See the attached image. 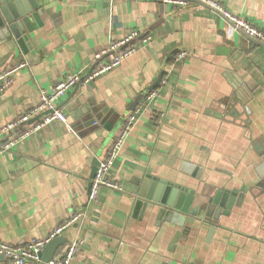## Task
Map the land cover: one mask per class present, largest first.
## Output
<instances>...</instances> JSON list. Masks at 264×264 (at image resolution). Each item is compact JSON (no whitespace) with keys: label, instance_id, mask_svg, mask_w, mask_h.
I'll return each instance as SVG.
<instances>
[{"label":"crops","instance_id":"crops-1","mask_svg":"<svg viewBox=\"0 0 264 264\" xmlns=\"http://www.w3.org/2000/svg\"><path fill=\"white\" fill-rule=\"evenodd\" d=\"M215 1L264 32V0ZM39 3L45 24L29 35L27 52L0 41V73L28 64L0 92V131L66 75L90 73L95 54L131 32L152 40L137 39V52L119 68L71 89L58 104L67 125L55 121L0 155V242L46 239L82 212L55 258L79 241L73 264H264V46L204 5ZM181 52L187 56L176 61ZM157 89L111 169L123 191L102 190L92 204L96 163L109 158L135 100ZM148 175L199 198L223 190L244 199L217 221L168 210L160 216L159 207L136 212Z\"/></svg>","mask_w":264,"mask_h":264},{"label":"built area","instance_id":"built-area-1","mask_svg":"<svg viewBox=\"0 0 264 264\" xmlns=\"http://www.w3.org/2000/svg\"><path fill=\"white\" fill-rule=\"evenodd\" d=\"M77 1H112V0H77ZM173 5L175 7H190L194 5H205L223 16L238 32L247 36L253 41L264 45V32L257 28L248 19L234 15L215 0H144ZM142 38V43H149L151 36L141 37L137 31L128 34L124 39L111 44L107 49L95 54L96 67L86 76L68 74L61 79L49 92H44L40 96V101L36 107L24 115L16 118L7 124L0 131L4 142L0 143V155L10 152L18 143L40 132L45 126L57 121L67 125V117L58 108L60 100L76 85L85 82L89 83L100 79L119 68L127 59L133 56L138 48L133 43ZM187 56L186 52H181L175 57L176 61H182ZM26 62L19 63L0 73V92H5L14 82V76L22 69L26 68ZM162 85L165 80L161 81ZM159 90L152 91L144 96L139 106L136 107L124 120L119 130V135L114 143L108 159L100 162L89 194L92 204H98L102 190L108 189L114 192H122L120 185L110 178L111 169L114 166L118 150L124 145L130 135L138 117L144 112L146 107L157 97ZM34 123H31L37 117ZM161 124V117L157 120ZM71 130V129H70ZM84 218L82 212L72 215L64 224L56 227L48 238L43 240L33 239L25 246H16L6 242H0V264H44L41 253L44 248L54 239L62 237L63 233L73 225L81 222ZM80 248V242L74 241L64 254L59 258H54L47 264H73L76 254Z\"/></svg>","mask_w":264,"mask_h":264},{"label":"water","instance_id":"water-1","mask_svg":"<svg viewBox=\"0 0 264 264\" xmlns=\"http://www.w3.org/2000/svg\"><path fill=\"white\" fill-rule=\"evenodd\" d=\"M44 13L45 10L41 7L39 0H0V41L12 42L27 52L30 49L28 44L29 35L45 24L43 20ZM253 42L263 45L256 41ZM239 82L240 80H235L232 84L236 88L239 86ZM143 98L144 95L139 96L130 110L133 111ZM238 98L240 101L238 103L245 107L246 114H248L249 109L246 107V100L240 96ZM40 117L31 121V123L37 121ZM245 120L247 121V119ZM90 123L93 125L96 120L90 117ZM99 165L100 163L97 162L93 169L92 180L96 176ZM91 186L92 183L89 186L90 190ZM243 199L244 193L237 194L236 192L223 190H217L211 196H201L199 198L194 191L148 175L142 181L139 199L135 203V210L137 212L141 207L144 210L148 207H159L160 216L168 210L173 213L179 211L183 214H191L194 217H202L206 220L213 218L217 221L223 212H230L235 205L240 206ZM194 205L195 207H192ZM214 230L215 227L211 226L210 236H212ZM65 243L66 240L62 237L52 240L41 253L42 262L47 264L53 260L58 250Z\"/></svg>","mask_w":264,"mask_h":264}]
</instances>
